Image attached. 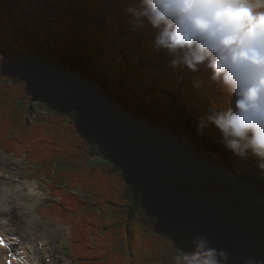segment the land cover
<instances>
[{"label": "trees", "instance_id": "1", "mask_svg": "<svg viewBox=\"0 0 264 264\" xmlns=\"http://www.w3.org/2000/svg\"><path fill=\"white\" fill-rule=\"evenodd\" d=\"M128 4L0 0V150L58 197L35 211L64 227L71 264H176L197 236L264 264V171L197 132L219 96Z\"/></svg>", "mask_w": 264, "mask_h": 264}, {"label": "clouds", "instance_id": "2", "mask_svg": "<svg viewBox=\"0 0 264 264\" xmlns=\"http://www.w3.org/2000/svg\"><path fill=\"white\" fill-rule=\"evenodd\" d=\"M133 25L148 26L152 46L173 68L202 73L219 100L197 118L233 157H254L264 171V0H129ZM176 264H229L231 253L206 236ZM254 264V262H253Z\"/></svg>", "mask_w": 264, "mask_h": 264}, {"label": "rangeland", "instance_id": "3", "mask_svg": "<svg viewBox=\"0 0 264 264\" xmlns=\"http://www.w3.org/2000/svg\"><path fill=\"white\" fill-rule=\"evenodd\" d=\"M106 18L108 17L97 19ZM31 111L30 119L41 112L37 106H33ZM0 157L2 160V162L0 160V218L8 214L2 215V209H7L11 205L13 207L19 205V208H23L17 215H10L15 226L9 230L5 229L12 232L13 236L18 230H23L37 236L38 240L52 241L54 246L50 250L55 264H70V246L63 233L64 227L53 224L50 219L40 218L35 211L38 204L53 202L58 197L52 194L47 182L45 183V178L38 171L32 170L24 155L14 157L0 150ZM3 158H6V161ZM20 191H22L21 194Z\"/></svg>", "mask_w": 264, "mask_h": 264}, {"label": "bare ground", "instance_id": "4", "mask_svg": "<svg viewBox=\"0 0 264 264\" xmlns=\"http://www.w3.org/2000/svg\"><path fill=\"white\" fill-rule=\"evenodd\" d=\"M5 159L3 158V160H5ZM0 160H1V157H0ZM1 162H2V160H1ZM0 172H1V169H0ZM18 206L17 205H15L14 207H13V205H11L9 207L7 206L8 207L7 209H2L3 210L2 215L6 214V213L17 215V213H19L18 211L19 210L22 211V209H23V208L22 209L19 208ZM12 208H14L15 211H14V209L12 211ZM10 210L12 212H10ZM24 210H25V207H24ZM0 228H2L3 230L5 228V222L2 220V218H0ZM5 232L8 236V238L12 241L15 249L20 252V260L17 262V264H44V257L53 256L50 250L49 251L47 250L45 252V249L53 247L54 243L52 241H48V239L47 240H38L37 236L30 235V233H28L27 231H23V230H18L14 234V236H13L12 232L10 233V231L5 230ZM46 253H47V255H46ZM0 263H2V262H0Z\"/></svg>", "mask_w": 264, "mask_h": 264}, {"label": "snow or ice", "instance_id": "5", "mask_svg": "<svg viewBox=\"0 0 264 264\" xmlns=\"http://www.w3.org/2000/svg\"><path fill=\"white\" fill-rule=\"evenodd\" d=\"M5 241L3 240V237H0V245H4Z\"/></svg>", "mask_w": 264, "mask_h": 264}]
</instances>
